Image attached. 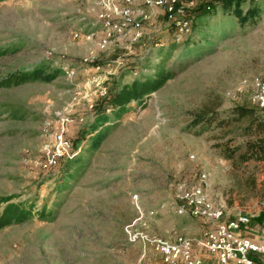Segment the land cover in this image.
<instances>
[{
	"label": "rangeland",
	"instance_id": "rangeland-1",
	"mask_svg": "<svg viewBox=\"0 0 264 264\" xmlns=\"http://www.w3.org/2000/svg\"><path fill=\"white\" fill-rule=\"evenodd\" d=\"M112 6L128 9L136 30L106 36V21L121 22ZM187 6L190 28L178 34L162 8L141 0H0V264H162L141 237L198 238L199 222L176 212L197 185L230 217L260 210L240 206L241 175L216 148L241 144L240 131L224 135L195 119L255 108L243 82L264 80V0ZM158 68L172 78L141 104L119 118L104 108ZM39 69L60 73L31 79ZM58 134L70 151L44 171Z\"/></svg>",
	"mask_w": 264,
	"mask_h": 264
},
{
	"label": "built area",
	"instance_id": "built-area-1",
	"mask_svg": "<svg viewBox=\"0 0 264 264\" xmlns=\"http://www.w3.org/2000/svg\"><path fill=\"white\" fill-rule=\"evenodd\" d=\"M180 1V2H179ZM258 1V0H253ZM141 2L153 8H162L172 27L178 34L189 31L190 21L186 19V8L190 0H141ZM108 11L121 17L120 23H104L107 35L111 32L121 33L126 27H138L128 9L119 10L116 6L108 7ZM140 21L147 20L149 13L138 11ZM136 31L135 38L139 37ZM101 44H105V40ZM74 71H65V74L73 75ZM250 88V101L262 111L261 118L264 121V80L253 77L244 81ZM238 94L240 89L236 90ZM232 97L233 93L227 92ZM55 151L46 155L40 162L42 170L47 171L55 167L59 158L70 151V143L61 134L54 137ZM206 175L202 174L200 181L204 183ZM181 204L176 212L179 215H188L196 219L201 225V234L198 238L190 239L177 236L173 240L148 239L140 236L150 243L159 255L162 264H207L198 253L205 252L215 255L218 264H264V233L260 242H254L244 238L241 231L250 224V218L246 214H236L232 218L227 217L223 205H215L205 194L203 187L197 185L180 196Z\"/></svg>",
	"mask_w": 264,
	"mask_h": 264
},
{
	"label": "trees",
	"instance_id": "trees-1",
	"mask_svg": "<svg viewBox=\"0 0 264 264\" xmlns=\"http://www.w3.org/2000/svg\"><path fill=\"white\" fill-rule=\"evenodd\" d=\"M252 2H258L253 1ZM205 12L207 9H204ZM253 10V9H252ZM202 12V11H201ZM252 11H249V14ZM247 17H241L239 24L245 25ZM58 69L34 71L30 78L49 83L58 77ZM172 78V74L163 68L154 70L150 77L143 79H133L131 83L122 86L118 91L102 104L105 109L114 113L119 118L131 103L141 104L144 97L157 91L166 81ZM254 104V103H253ZM255 108L235 107L230 115L223 119L216 118L212 109H207L196 117L195 125L216 128L224 130V135H231L234 129L240 131L244 138L241 144L231 145L232 139H229L223 145H217L221 157L231 162L233 172L241 175L239 187L240 206H247V203L256 202L261 205L260 210L264 209V121L261 118L262 111L255 105ZM106 116L98 118V125L92 127V131L98 130V126L105 124ZM93 139V145L98 144L100 135ZM228 206H233L234 201L228 200Z\"/></svg>",
	"mask_w": 264,
	"mask_h": 264
},
{
	"label": "crops",
	"instance_id": "crops-1",
	"mask_svg": "<svg viewBox=\"0 0 264 264\" xmlns=\"http://www.w3.org/2000/svg\"><path fill=\"white\" fill-rule=\"evenodd\" d=\"M244 214L248 215L250 218V224L241 231V235L244 238L250 239L254 242H260L262 240V234L264 233V209L263 210H250L244 211ZM228 218H232L227 215ZM199 229H198V236H199ZM196 254H200V257L207 263V264H218L216 261L215 255H210L205 252L198 253L195 251Z\"/></svg>",
	"mask_w": 264,
	"mask_h": 264
}]
</instances>
